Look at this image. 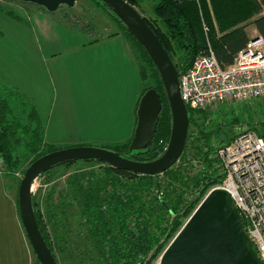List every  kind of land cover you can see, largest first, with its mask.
<instances>
[{
  "label": "trees",
  "instance_id": "obj_1",
  "mask_svg": "<svg viewBox=\"0 0 264 264\" xmlns=\"http://www.w3.org/2000/svg\"><path fill=\"white\" fill-rule=\"evenodd\" d=\"M92 1L115 20L120 32L130 44L139 66L143 90L135 110V128L142 96L155 89L162 100L157 131L152 144L145 152L129 154L134 133L126 143L105 145L101 148L120 153L135 161L156 160L164 153L172 129L171 109L160 74L146 50L123 23L100 0ZM125 1L136 9L145 2L151 3L155 18L142 17L175 63L179 76L192 67L200 52L207 47L208 41L219 64L228 68L235 63L238 54L250 41L246 31L249 24L264 37V0ZM0 12L17 18L13 10H8L1 2ZM203 22L208 27L207 33L203 30ZM84 31L89 32L87 28ZM243 107L242 112L250 115L246 120L250 130L264 138V117L257 125L254 123L250 106ZM262 113L264 116V110ZM209 115L212 116L211 112L189 110L190 127L184 153L179 162L162 174L135 175L100 161L84 160L60 164L42 175H48L60 167L70 168L78 163L100 165V173H83L72 176L68 181L71 202H77L80 208L79 220L84 229L79 233V237H82L85 255L97 254L100 264H153L162 256L200 199L187 201L186 198L190 194L192 197L194 189L201 192L203 197L211 187L222 182L223 176L216 168L217 162L210 155L229 145L235 138V127L242 125L244 121L236 109L228 105H224L213 119H209ZM192 127L197 137L194 139L195 153L189 159L188 144ZM44 133L45 127L27 97L6 83L5 86L0 85V160L6 167L3 172L6 178H13L20 170V151L24 150L31 156L28 164L30 166L42 156L59 150L45 141ZM215 140L217 144L214 143ZM199 158L205 162V168L200 173L195 171L193 166V161ZM24 173L25 170L22 177ZM21 180L16 193L18 207ZM32 197L39 229L59 264L56 253L58 248L38 210L35 195L32 194ZM52 198L51 193L48 198L51 200V211L54 206ZM55 223L57 233L59 223L56 219ZM64 236H60L61 246L65 243ZM60 250L66 249L62 247ZM32 253L33 264H39L33 249Z\"/></svg>",
  "mask_w": 264,
  "mask_h": 264
},
{
  "label": "crops",
  "instance_id": "obj_2",
  "mask_svg": "<svg viewBox=\"0 0 264 264\" xmlns=\"http://www.w3.org/2000/svg\"><path fill=\"white\" fill-rule=\"evenodd\" d=\"M15 8L19 12L16 19L0 12V85L15 87L32 103L46 127L45 141L56 145L58 124L53 125L54 111L49 121L42 116L37 104L38 80L49 77L57 89L49 98L55 95L53 100L57 101L71 94L70 87L66 86L63 93V86L59 90L56 84L59 79L58 83L63 85L61 76L71 71L82 83H78L76 91L88 125L84 139L103 145L129 141L135 129V110L143 82L122 33L102 40L91 38L90 31L77 29L37 5L19 1ZM69 57L73 59V69L62 65ZM32 261L14 188L0 172V264Z\"/></svg>",
  "mask_w": 264,
  "mask_h": 264
},
{
  "label": "water",
  "instance_id": "obj_3",
  "mask_svg": "<svg viewBox=\"0 0 264 264\" xmlns=\"http://www.w3.org/2000/svg\"><path fill=\"white\" fill-rule=\"evenodd\" d=\"M44 8L49 13L73 7L76 0H19ZM143 46L162 79L172 114V129L164 153L153 161H135L101 147H70L50 152L26 170L20 183L19 212L28 241L39 264H57L37 223L33 206L35 182L50 169L67 162L95 160L120 171L154 176L171 169L181 158L187 143L190 119L182 100L175 63L139 11L125 0H100ZM259 35L253 37L257 40ZM162 111L160 94L147 91L139 102L137 125L129 154L143 153L152 144ZM160 264H263L247 236L241 214L230 194L212 191L190 216L167 246Z\"/></svg>",
  "mask_w": 264,
  "mask_h": 264
},
{
  "label": "rangeland",
  "instance_id": "obj_4",
  "mask_svg": "<svg viewBox=\"0 0 264 264\" xmlns=\"http://www.w3.org/2000/svg\"><path fill=\"white\" fill-rule=\"evenodd\" d=\"M0 2L4 4V6L7 7L8 10H13L15 15L19 16V12L15 8V6L19 4L18 0H0ZM96 5L97 4H95V2H93L92 0H76L75 6H62L57 12H55V14L59 16V19L61 18V20L67 21V23L69 22V25L71 24L77 29L79 28L84 30L85 28H87L92 34L91 38H98L102 40L115 33H120L115 20L107 16ZM137 9L142 14V16H145L146 18H155L150 2L143 3ZM205 27L208 29L206 24L203 22V30H205ZM246 31L248 32V35L250 37L259 35L252 24L248 25ZM62 65L73 69V59L69 57L68 59L63 60ZM45 70L48 71L46 66ZM61 79L64 81L63 85H60L58 83L59 79H57L56 81L58 89L60 90V88L63 86L64 93L66 86H68L70 87L69 93L71 94L70 96H66L65 98H59L57 101L53 100L55 95L53 98H49V95L53 93L54 89H56L55 85L50 83L49 77H42L38 80L40 97L37 101V104L40 108L42 116H47L49 121L54 111L53 125L55 126L58 124V130L56 132L57 137L54 138L57 143H55L56 145H53L54 148H59L60 150L81 146L105 147V145L101 143L87 141L86 139H84L86 136L88 125L84 121V109H82V100L78 98V92L76 91V89L80 87L78 83H82L73 75L72 71L66 73L64 76H61ZM245 105L250 106V112L253 116L254 123L259 125L258 123L263 121L264 117L262 113V110H264V99L256 100L252 103L232 106L236 109V112L240 114L244 119L242 125L239 126L250 129V126L246 122V120H248V116L250 117V115L248 113L245 114L244 112H242L244 108L243 106ZM211 114L212 116L209 115V119H213L215 115L219 114V111L211 112ZM212 126L215 125L212 124ZM236 128L239 127L237 126L234 129L235 136L237 135ZM51 136L52 135H50V140ZM196 137L197 134L194 130V127H192L190 140L192 145H194V139ZM214 143L217 144V141L215 140ZM18 154L22 158L20 170H18L13 178H6L8 183L13 186L15 194L17 193V185L19 183V180L22 179V173L29 167L28 164L32 159L31 156L28 155L24 150L20 151ZM215 154L216 151L210 156L214 157ZM99 166V164L89 165L78 163L70 168L60 167L54 172L40 177L34 184L32 193L36 197L38 210L46 223L47 229L50 232L56 247L58 248L56 253L59 264H100V258L96 257L97 254H93V256L87 254L85 255V247L83 241L81 240L82 237H79V233H81L84 229L79 220V217L81 215L80 208L77 202H71V193L69 192L68 182L70 181L72 176L81 175L83 173H100ZM195 192L196 189L192 191V193ZM51 193L53 195L52 204H54L52 211L49 210V202L51 200H48V198L51 196ZM191 198L193 197H191L190 194V196H188L186 200L189 201ZM199 201L200 199L198 200L194 210L189 215V217L184 220L183 226L196 210ZM55 219L59 223L57 227L59 228L57 233H55V226H57L55 223ZM182 227L180 228V230L182 229ZM60 236H64L63 238H65V243L62 246ZM62 247H64V249L66 250H60V248ZM29 248L33 258V253L30 245ZM160 259L161 256L158 257V259L154 261L153 264H160Z\"/></svg>",
  "mask_w": 264,
  "mask_h": 264
},
{
  "label": "built area",
  "instance_id": "obj_5",
  "mask_svg": "<svg viewBox=\"0 0 264 264\" xmlns=\"http://www.w3.org/2000/svg\"><path fill=\"white\" fill-rule=\"evenodd\" d=\"M207 30L205 27L206 33ZM252 39L228 68L219 64L208 41L192 67L179 76L181 97L188 111L218 112L224 105L264 99V37L259 35L257 40ZM238 127L234 140L212 157L223 176L222 182L211 187L203 197L196 191L190 201L200 198L198 209L212 191H227L241 214L255 252L264 264V138L248 128ZM193 147L190 142L189 159L195 153ZM204 164L200 158L194 160V170L200 173ZM5 169L0 160V172Z\"/></svg>",
  "mask_w": 264,
  "mask_h": 264
},
{
  "label": "bare ground",
  "instance_id": "obj_6",
  "mask_svg": "<svg viewBox=\"0 0 264 264\" xmlns=\"http://www.w3.org/2000/svg\"><path fill=\"white\" fill-rule=\"evenodd\" d=\"M244 224V223H243ZM245 232H246V230H245ZM246 234H247V232H246ZM247 236H248V234H247ZM249 237V236H248ZM250 239V238H249ZM251 241V240H250ZM262 262V261H261ZM263 263V262H262Z\"/></svg>",
  "mask_w": 264,
  "mask_h": 264
}]
</instances>
